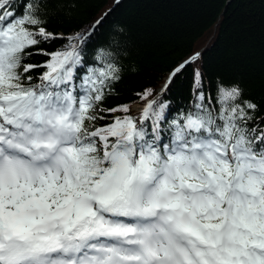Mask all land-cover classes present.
Listing matches in <instances>:
<instances>
[{
  "label": "snow or ice",
  "instance_id": "1",
  "mask_svg": "<svg viewBox=\"0 0 264 264\" xmlns=\"http://www.w3.org/2000/svg\"><path fill=\"white\" fill-rule=\"evenodd\" d=\"M75 2L0 0V264H264V108L199 68L185 104L161 100L199 52L137 93L139 116L105 107L122 72L115 41L95 47L108 13L49 30Z\"/></svg>",
  "mask_w": 264,
  "mask_h": 264
},
{
  "label": "trees",
  "instance_id": "2",
  "mask_svg": "<svg viewBox=\"0 0 264 264\" xmlns=\"http://www.w3.org/2000/svg\"><path fill=\"white\" fill-rule=\"evenodd\" d=\"M50 12L49 30L65 35L108 13L95 47L115 41L122 72L105 107L128 105L139 116L132 106L146 101L137 93H159L170 74L199 52V61L183 70L161 100L177 109L185 104L193 71L199 68L206 82L237 83L246 98L264 108V0H76L71 10L56 3ZM42 47L52 51L60 42ZM44 59L33 55L27 62Z\"/></svg>",
  "mask_w": 264,
  "mask_h": 264
},
{
  "label": "rangeland",
  "instance_id": "3",
  "mask_svg": "<svg viewBox=\"0 0 264 264\" xmlns=\"http://www.w3.org/2000/svg\"><path fill=\"white\" fill-rule=\"evenodd\" d=\"M137 106H140V104L133 105L132 109H133L135 112H139V111L141 112V110L138 109Z\"/></svg>",
  "mask_w": 264,
  "mask_h": 264
},
{
  "label": "bare ground",
  "instance_id": "4",
  "mask_svg": "<svg viewBox=\"0 0 264 264\" xmlns=\"http://www.w3.org/2000/svg\"><path fill=\"white\" fill-rule=\"evenodd\" d=\"M137 107H138V109H140V110L143 109V106H137Z\"/></svg>",
  "mask_w": 264,
  "mask_h": 264
}]
</instances>
